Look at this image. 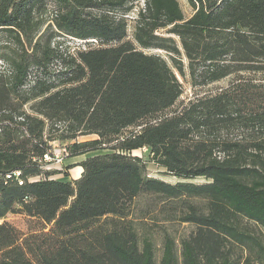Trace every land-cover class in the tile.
I'll return each instance as SVG.
<instances>
[{
  "label": "trees",
  "instance_id": "16d2710c",
  "mask_svg": "<svg viewBox=\"0 0 264 264\" xmlns=\"http://www.w3.org/2000/svg\"><path fill=\"white\" fill-rule=\"evenodd\" d=\"M188 3L0 0V264H264V0ZM54 141L83 159L47 168Z\"/></svg>",
  "mask_w": 264,
  "mask_h": 264
},
{
  "label": "rangeland",
  "instance_id": "374dc122",
  "mask_svg": "<svg viewBox=\"0 0 264 264\" xmlns=\"http://www.w3.org/2000/svg\"><path fill=\"white\" fill-rule=\"evenodd\" d=\"M180 4L184 10V13L186 15V17H189L192 13V7L190 6V4L188 3V0H179ZM144 0H141V4L143 5ZM132 15L134 16V13H132ZM60 41H64L63 46L64 47H71L70 51H74L76 50L80 43L72 40V39H64L61 38ZM84 45H82L83 47ZM87 46V45H86ZM147 52L149 53H157L162 55L165 58H168L166 56V53L162 50H147ZM1 63V62H0ZM230 82V78H226L222 81L213 83L211 85L205 86V87H197L194 88L192 87L189 82L187 81H183V85H184V93L181 96V98L178 100L177 104L175 107L180 106L183 102L188 101L191 97H194L195 95L198 94H204V93H210V92H216L219 89H221L222 87H225L229 84ZM94 153H91L90 155H92ZM133 154H137V155H144L145 159H147L148 161V170L150 175L155 176V177H159L162 178L164 180L170 181V182H176L177 178L171 176V175H167L165 174L164 170L159 167L157 164H155L153 161H149V156H148V150L147 149H142V150H138V151H134ZM84 156L81 157H76V158H68L67 155H63V156H59L58 159H52L51 162L48 164L52 169H58V170H62L65 168L66 165H68L69 163H72L74 161H79L81 159H83ZM75 168V167H74ZM70 173V178L76 177V175L78 174V169H71L69 170ZM55 178L58 179H69L68 177H64L63 174H58L55 176ZM196 182H203L202 179H197ZM161 202H158V204H156L155 200H153L151 197H147V196H140L139 198H137L132 206V217L134 218H147L149 221H151V217H153L154 215H156V212H159V217H161L162 215H164L163 212H161L160 210V205ZM161 213V214H160ZM166 213V212H165ZM6 220L12 224H14L22 233L26 234L27 232H29L30 228L34 225L33 220H30L27 216L23 215V214H19V213H11L7 216ZM151 223V222H149ZM166 225H170L167 222L164 221H160V225L163 224ZM244 225H246L247 228L254 230L258 233H261L260 231H263L261 227H259L257 224H255L252 221H247L244 220ZM152 224V223H151ZM152 228L153 231H155V240L158 246V257L161 256V238H162V231L161 228L158 227V225H154L152 224ZM174 230L173 231H177L178 234L177 235H181L186 233L187 231H189L191 229L190 226L183 224V225H178V224H174ZM172 227H170L171 229Z\"/></svg>",
  "mask_w": 264,
  "mask_h": 264
},
{
  "label": "built area",
  "instance_id": "2783aa9c",
  "mask_svg": "<svg viewBox=\"0 0 264 264\" xmlns=\"http://www.w3.org/2000/svg\"><path fill=\"white\" fill-rule=\"evenodd\" d=\"M52 145H53L52 151H53V155L54 156H51L50 154H46L44 156L45 161L49 162V163L51 162L52 159H55V158L58 159L59 156L67 155L66 149L65 148H61L58 141L52 142ZM48 164H47L46 167L47 168H51Z\"/></svg>",
  "mask_w": 264,
  "mask_h": 264
},
{
  "label": "crops",
  "instance_id": "0c3cea01",
  "mask_svg": "<svg viewBox=\"0 0 264 264\" xmlns=\"http://www.w3.org/2000/svg\"><path fill=\"white\" fill-rule=\"evenodd\" d=\"M74 162H76V161H74ZM75 168L78 169V174L76 175V177H73V178H78L82 172V168L80 166H76ZM75 168H73V169H75Z\"/></svg>",
  "mask_w": 264,
  "mask_h": 264
}]
</instances>
